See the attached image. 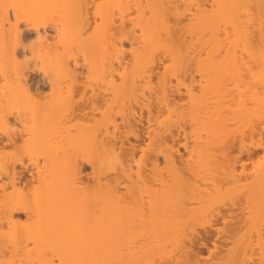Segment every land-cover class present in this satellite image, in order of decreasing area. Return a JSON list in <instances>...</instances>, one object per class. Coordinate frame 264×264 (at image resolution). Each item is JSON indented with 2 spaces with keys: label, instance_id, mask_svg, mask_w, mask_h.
<instances>
[{
  "label": "bare ground",
  "instance_id": "1",
  "mask_svg": "<svg viewBox=\"0 0 264 264\" xmlns=\"http://www.w3.org/2000/svg\"><path fill=\"white\" fill-rule=\"evenodd\" d=\"M0 264H264V0H0Z\"/></svg>",
  "mask_w": 264,
  "mask_h": 264
},
{
  "label": "rangeland",
  "instance_id": "2",
  "mask_svg": "<svg viewBox=\"0 0 264 264\" xmlns=\"http://www.w3.org/2000/svg\"><path fill=\"white\" fill-rule=\"evenodd\" d=\"M257 157V156H256ZM255 159H257V158H255Z\"/></svg>",
  "mask_w": 264,
  "mask_h": 264
}]
</instances>
